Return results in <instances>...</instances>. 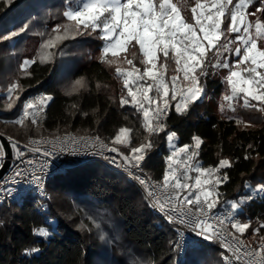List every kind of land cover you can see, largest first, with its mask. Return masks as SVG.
Returning <instances> with one entry per match:
<instances>
[{"label":"trees","instance_id":"16d2710c","mask_svg":"<svg viewBox=\"0 0 264 264\" xmlns=\"http://www.w3.org/2000/svg\"><path fill=\"white\" fill-rule=\"evenodd\" d=\"M79 2L0 0V131L18 139L68 131L92 133L113 144L119 129L129 127L133 131L128 146H138L147 135L143 117L131 104L121 107L120 98L127 96V89L116 68L129 70L132 65L127 60H132L142 72L143 55L132 42L118 56L108 54L102 59V31L83 26L77 30L75 21L64 16L69 6L77 7ZM173 2L186 22L194 23L191 9L197 0ZM258 6L259 0H254L249 11ZM258 15L264 20V14ZM227 23L230 18L222 25L225 36L221 44L237 35L227 33ZM58 25L59 30L53 31ZM65 28L66 38L57 40V36H65ZM12 32L17 35L11 36ZM6 35L10 37L7 40L3 39ZM49 39L54 45L44 48ZM225 57L235 60L228 52L221 60ZM26 59L35 62L23 70ZM207 59L215 62V49L208 52ZM108 60L116 63L109 64ZM163 62L161 54L158 63ZM163 71L169 81L176 75L171 53ZM77 80L81 85H76ZM13 84L17 87L9 99L8 89ZM206 85L210 98L192 103L182 114L175 111L174 104L171 106L165 130L151 136L153 147L143 165L163 181L168 168L165 157L170 154L167 134L176 133L177 146L189 144L193 136L200 137L201 149L194 162L214 168L220 159L230 160L232 166L220 170L228 179L217 188L219 206L243 201L237 211L242 222L251 221L243 235L257 242L264 236V229L253 235V230L264 223V192L254 196L257 186L264 184V112L244 107L243 99L238 98L235 112L220 117L215 104L224 81L211 66ZM38 91L52 97L44 115L36 124L32 117L24 119L23 125L16 123L29 96ZM236 119L242 123L237 124ZM47 192L45 198L0 204V264H226L215 243L189 249L185 261L178 263L177 228L157 214L140 186L103 162L75 164L50 179ZM40 229H46L48 235L39 234Z\"/></svg>","mask_w":264,"mask_h":264},{"label":"snow or ice","instance_id":"6c2138e0","mask_svg":"<svg viewBox=\"0 0 264 264\" xmlns=\"http://www.w3.org/2000/svg\"><path fill=\"white\" fill-rule=\"evenodd\" d=\"M253 3L254 0H235V3L234 0H206L204 3L197 0L196 6L191 9L194 24L186 22L173 0H82L79 2V7L65 11L64 16L75 21L77 30L83 26V29L102 31V39L106 42L102 49V59L107 57L108 53L116 57L132 42L139 46L143 55L142 72L133 65L132 60H127L132 68L126 70L117 67L116 73L123 78V86L127 89V96H121L120 105L123 107L131 104L142 114V127L147 135L138 146L130 148L128 155L120 152L118 147L108 148L103 142H100L101 147L118 153L124 163L139 169L147 157L148 150L153 147L151 136L165 130L162 118L168 114L171 102H176L175 111L182 114L192 103L204 96L205 89L201 78L208 75L209 66L213 69H228L225 82L230 92L224 95L223 100L228 102L229 109L235 112L233 102L242 98L244 107H252L264 112V43H262L264 20L258 15L264 14V0H259V6L255 11H249ZM249 17L256 19L252 21ZM228 18L230 23L226 24L227 33L237 35L234 40L229 39L221 44V38L225 36L222 25H225V20ZM60 27L58 25L53 31H58ZM20 31H24V28ZM67 33L68 29L65 28V36H57L56 39L66 38ZM15 35L16 32L11 33V36ZM9 38L7 35L3 37L5 40ZM237 42L239 46L233 49L231 45ZM53 45L54 41L49 39L43 47ZM213 49H215V63L207 59L208 52ZM224 52L238 57L235 64L230 65L226 57L221 60ZM170 53L176 64L177 75L172 76L169 81L165 79V72L161 69H166ZM161 54L164 62L158 69ZM34 62L26 59L21 68L26 70ZM107 62L116 63L115 60ZM180 73L183 84H178ZM76 85H81V81L77 80ZM16 87L15 84L9 87V99ZM51 100L52 97L47 96L26 101L22 116L16 123L23 125L24 119L32 117V123L36 124L38 122L36 114L42 112L47 102ZM251 101L256 103L252 104ZM8 107L11 108L12 103H9ZM221 110H224L223 105ZM236 123L240 124L242 121L236 119ZM132 131V128L121 127L114 137L113 145L130 144L129 134ZM175 137V132L167 134L170 145ZM8 139L17 154V159L23 157L25 153L17 142ZM69 139L75 141V138ZM94 139L99 142L98 137ZM192 140L191 145L172 146L171 154L167 157L168 168L161 185L162 198L157 199L154 190L148 192L149 197L154 201L153 206L158 205L169 220L190 224L192 231L198 237L205 240L226 239L228 242L224 247L232 252L235 260L239 261L244 257L245 264H264V236H260L258 249H248L242 247L243 241L236 235L242 236L251 225V221L241 222L236 218L235 214L243 201L230 202V210L224 216L211 215L220 202L217 188L228 179L226 173L220 176L219 172L232 166L230 160L220 159L214 168L199 166L193 168L190 162L198 155L197 150L202 140L198 136H193ZM248 147L251 148L252 145ZM33 150L39 151V149ZM3 156L4 153L0 152V158ZM177 164L183 165L185 169L184 181L190 179L188 175L190 170L198 173L194 184L182 182L181 176L177 175ZM15 175L23 176L24 170L18 168ZM32 178L39 182V176L33 175ZM135 178L142 185L146 183L139 176ZM256 191L264 192V184L258 185ZM226 224H230L234 232H227ZM261 229H264V223L253 230V235L260 233ZM224 259L227 261L229 257L224 256Z\"/></svg>","mask_w":264,"mask_h":264},{"label":"built area","instance_id":"2783aa9c","mask_svg":"<svg viewBox=\"0 0 264 264\" xmlns=\"http://www.w3.org/2000/svg\"><path fill=\"white\" fill-rule=\"evenodd\" d=\"M178 84H183V81H178ZM44 91H38L29 96V100H38L40 97H46ZM175 101L171 102V106ZM170 106V108H171ZM47 108V104L42 112L36 114L37 121L44 115ZM169 108V111H170ZM168 111V112H169ZM167 116V115H166ZM166 116L162 118V122L165 123ZM8 135V134H7ZM9 138L17 142L18 146L24 151L25 155L17 159V154L13 150V155L10 158V165L3 176L0 178V204L6 202H14L23 200L29 197L45 198L48 196L47 183L53 177L67 172L77 163H86L89 161H100L109 166L110 168L125 174L129 179L134 181L145 192L149 198L152 206L154 201L149 197V190H154L157 193V199L162 198L161 185L162 180L154 178L150 172L144 167L143 162L139 169L132 168L130 165L123 162L122 157L118 153L108 151L107 148L101 147L100 142L107 145L108 148L113 147L112 143L104 140L98 134L92 133H77L73 131L63 132L55 135L48 136H34L26 139H18L15 136L8 135ZM75 138L73 142L69 138ZM98 137L99 142L94 138ZM193 144V140L189 145ZM117 147V146H115ZM179 147V146H177ZM33 149H39L34 151ZM200 148L197 150L200 151ZM124 155L129 153L119 149ZM172 147L170 148V154ZM0 152L4 153L3 158H0V168L2 167L6 159V151L3 143L0 140ZM45 153H48L45 155ZM169 154V155H170ZM167 155L165 157V163L168 166ZM115 158V162H113ZM181 158L182 154H181ZM31 161V163H28ZM191 165L194 163L190 162ZM177 175L181 176L185 169L183 165L177 164ZM20 168L24 170V175L17 177L15 175L16 170ZM31 174V175H30ZM39 176V182L33 180L32 176ZM220 176L224 173L219 172ZM139 176L146 181L145 184H141L135 177ZM263 192L256 191L254 196H258ZM154 210L159 214L165 222L173 225L178 230V242H179V256L178 263H183L186 259V254L189 249H197L201 247L203 243H215L222 250V258L225 263L228 264H245V259L242 257L239 261L235 260L232 252L224 247L228 242L226 239H213L205 240L202 237H198L193 231L192 227L188 223H180L179 221H172L165 215L164 211H161L159 206H153ZM194 210V209H193ZM230 208H219L218 206L213 209L212 216H224ZM236 218L242 220L241 215L236 212ZM227 232H234L231 229L230 224L225 225ZM238 239L243 241V246L248 249H258L260 240L257 242L251 241L244 235L236 234ZM224 256L229 257L226 261Z\"/></svg>","mask_w":264,"mask_h":264},{"label":"rangeland","instance_id":"374dc122","mask_svg":"<svg viewBox=\"0 0 264 264\" xmlns=\"http://www.w3.org/2000/svg\"><path fill=\"white\" fill-rule=\"evenodd\" d=\"M81 2H82V0H81ZM204 2H206V0H201V3H204ZM174 3V2H173ZM77 7H79V6H77ZM77 7H68L67 8V10H69V9H75V8H77ZM249 19L250 20H252V21H255V19H256V17L254 18V19H251L250 17H249ZM194 24V23H193ZM102 35H103V33H102ZM105 41H104V45H103V47L105 46ZM129 46V45H128ZM128 46L126 47V49L128 48ZM237 46H239V44L237 45ZM125 49V50H126ZM124 50V51H125ZM121 52H123V51H121ZM120 52V53H121ZM120 53H118V55L120 54ZM108 54H111V53H108ZM117 55V56H118ZM235 56V55H234ZM238 59V57H236L235 56V60L234 61H231L230 59H228V62L230 63V65L231 64H235V62H236V60ZM27 60H30V59H27ZM213 63H215V62H213ZM158 69H159V66H160V64L158 63ZM29 67V66H28ZM27 67V68H28ZM244 66L242 65L241 66V68H243ZM127 70V69H126ZM130 70V69H129ZM162 71H163V69H161ZM236 70H240V69H236ZM215 73H216V75L218 76V77H221V79L224 81V87H223V90H222V93L220 94V96L217 98V103L215 104V110H216V113L220 116V117H229V115H228V113L229 112H231L232 110L231 109H229L228 107H227V103L228 102H226V101H224L223 100V97H224V95H226V94H229V92H230V90H229V88H228V85L226 84V82H225V77L227 76V74H228V69H223V68H216L215 69ZM176 75H177V73H176ZM183 81V79H182V73H180V79H179V81ZM201 82H202V84H203V86H204V89H205V93H204V96L200 99V100H204V99H207V98H210L211 97V94L210 93H208V90H207V85H206V77H202L201 78ZM184 83V82H183ZM3 94V91H2V89L0 88V96ZM152 93H150V95H151ZM8 95H9V91H8ZM47 96H50V95H47ZM46 96V97H47ZM129 100L131 99L130 97H127ZM238 101V99L236 100V101H234L233 102V104H234V107H235V103ZM50 101H48L47 102V105H48V103H49ZM252 102V101H251ZM175 103L176 102H174V105H175ZM214 104V103H213ZM223 105V108H224V110L222 111L221 110V106ZM22 116V115H21ZM21 118V117H20ZM177 141H178V138H177V136L173 139V141H172V143H171V145H170V143H169V141H168V146H169V148H171L173 145L174 146H177ZM115 146H117L119 149H121L122 151H124V152H127V153H129L130 152V146H128V145H124V144H120V145H115ZM123 147H127V148H129V151H125V150H123L122 148ZM193 166V168L194 167H196V166H199V167H203V168H213V167H205V166H203L202 165V163L200 162V161H195L194 162V164L192 165ZM188 175H189V177H190V179H188L187 181H184L183 180V174L181 175V178H182V182H187V183H189V184H194V181H195V177L198 175V173H196L194 170H190L189 172H188ZM201 179H203V177H201ZM218 207H220V208H225V207H227V208H230V205H227V204H223V205H221V206H219V204L217 205ZM241 207H242V204H241V206H240V208L238 209V211L241 209ZM241 222H242V220H241ZM38 233L39 234H42V235H45V236H47L48 235V232H47V230L46 229H40L39 231H38ZM220 257H221V259L223 260V258H222V250H221V253H220ZM224 261V260H223ZM225 262V261H224ZM226 264H228V263H226Z\"/></svg>","mask_w":264,"mask_h":264},{"label":"water","instance_id":"95a60500","mask_svg":"<svg viewBox=\"0 0 264 264\" xmlns=\"http://www.w3.org/2000/svg\"><path fill=\"white\" fill-rule=\"evenodd\" d=\"M8 138L9 137L6 133L0 131V140L3 143L5 151H6V159H5L2 167L0 168V178L3 176V174L8 169V167L10 165V158L13 155L12 146H11Z\"/></svg>","mask_w":264,"mask_h":264},{"label":"crops","instance_id":"0c3cea01","mask_svg":"<svg viewBox=\"0 0 264 264\" xmlns=\"http://www.w3.org/2000/svg\"><path fill=\"white\" fill-rule=\"evenodd\" d=\"M126 50H127V49H126ZM126 50H125V51H126ZM123 52H124V51H123ZM121 53H122V52H121Z\"/></svg>","mask_w":264,"mask_h":264}]
</instances>
